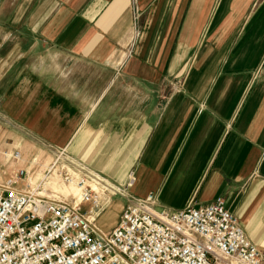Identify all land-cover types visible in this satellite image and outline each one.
I'll list each match as a JSON object with an SVG mask.
<instances>
[{
    "label": "crops",
    "instance_id": "1",
    "mask_svg": "<svg viewBox=\"0 0 264 264\" xmlns=\"http://www.w3.org/2000/svg\"><path fill=\"white\" fill-rule=\"evenodd\" d=\"M0 111L156 210L220 197L264 262V0H0Z\"/></svg>",
    "mask_w": 264,
    "mask_h": 264
},
{
    "label": "built area",
    "instance_id": "2",
    "mask_svg": "<svg viewBox=\"0 0 264 264\" xmlns=\"http://www.w3.org/2000/svg\"><path fill=\"white\" fill-rule=\"evenodd\" d=\"M54 156L44 166L0 146V264H264L220 197L156 210L154 194H130L133 178L124 187ZM116 197L123 209L104 232L97 220Z\"/></svg>",
    "mask_w": 264,
    "mask_h": 264
},
{
    "label": "rangeland",
    "instance_id": "3",
    "mask_svg": "<svg viewBox=\"0 0 264 264\" xmlns=\"http://www.w3.org/2000/svg\"><path fill=\"white\" fill-rule=\"evenodd\" d=\"M0 114H1V111H0ZM18 148L22 152L24 158H26L27 160H31V159L35 158L37 163L44 165V166L46 164H50V163L54 162V160L56 159V157L54 156L56 150H58L59 152H63L64 155H67L70 157V155L67 153V150L64 147H54V146H51L47 143H44L43 141H40L36 138H33V137H30V147L29 148H23L22 146H18ZM57 155L58 154H56V156ZM70 159L74 160L72 157H70ZM103 177L105 179L111 181L112 183H116L115 181H113V180H111L105 176H103ZM130 181L131 180L128 179L123 184H120V183H116V184H119V185H122L125 187ZM129 190H130V194H131L132 193L131 188ZM65 191H67V190H64V193H66ZM123 206H124V200L120 197H118V198L116 197L111 201V204L103 210V212L101 213L99 218L102 217L105 213H107V212L109 213L111 211L113 213L116 212V213H114V215L117 214L116 220H118L120 213L123 209Z\"/></svg>",
    "mask_w": 264,
    "mask_h": 264
}]
</instances>
